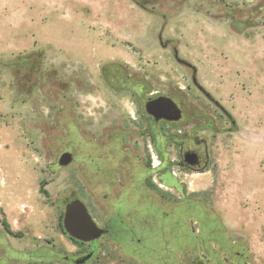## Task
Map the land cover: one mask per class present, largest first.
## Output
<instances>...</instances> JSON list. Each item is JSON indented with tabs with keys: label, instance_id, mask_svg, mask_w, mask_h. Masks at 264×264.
I'll use <instances>...</instances> for the list:
<instances>
[{
	"label": "rangeland",
	"instance_id": "1",
	"mask_svg": "<svg viewBox=\"0 0 264 264\" xmlns=\"http://www.w3.org/2000/svg\"><path fill=\"white\" fill-rule=\"evenodd\" d=\"M19 57L22 67L0 72V264H70L88 252L64 232L65 204L80 198L102 226L107 200L84 189L81 164L58 165L72 133L66 108L54 110V77L89 75L75 113L98 116L108 65L225 129L212 135L209 167L176 179L221 221L243 264H264V0H0V59ZM74 140L85 158L81 130ZM99 247L91 264H133L109 237Z\"/></svg>",
	"mask_w": 264,
	"mask_h": 264
},
{
	"label": "flooded vegetation",
	"instance_id": "2",
	"mask_svg": "<svg viewBox=\"0 0 264 264\" xmlns=\"http://www.w3.org/2000/svg\"><path fill=\"white\" fill-rule=\"evenodd\" d=\"M122 72L115 65L104 67L98 116L81 111L84 119L75 113L78 100L74 97L85 94L82 85L89 75L72 72L67 79L56 72L54 77V110L59 116L66 108L63 119L72 133L65 152L73 158L67 167L81 164L88 178L84 189L90 194L100 193L107 200L100 226L107 230L103 237L129 252L133 264H243L244 255L235 254L221 221L182 192L185 188L176 179L177 172L201 173L209 167L212 135L225 129L218 128L213 118L185 97L154 92L152 83ZM71 86L74 93L69 90ZM160 96L171 98L176 111L170 110L158 118L149 111L148 104ZM78 130L86 152L83 159L74 144ZM157 160L159 165L155 167ZM168 178H175L171 188ZM170 194L183 195L182 201L161 208V202H166L165 197ZM157 196L162 198L155 201ZM85 245L90 252L92 243ZM158 251L167 254L158 256ZM88 252L64 261L76 264Z\"/></svg>",
	"mask_w": 264,
	"mask_h": 264
},
{
	"label": "water",
	"instance_id": "3",
	"mask_svg": "<svg viewBox=\"0 0 264 264\" xmlns=\"http://www.w3.org/2000/svg\"><path fill=\"white\" fill-rule=\"evenodd\" d=\"M148 109L156 117H165L170 110L176 111L175 102L166 96H160L148 104ZM179 117H175L178 119ZM72 154L65 152L59 159V166L67 167L72 162ZM62 227L66 235L81 243H92L90 252L79 257L76 264H88L94 260L99 250V242L107 230L101 228L92 217L88 207L80 198L69 200L64 207ZM64 259H68L65 257Z\"/></svg>",
	"mask_w": 264,
	"mask_h": 264
},
{
	"label": "trees",
	"instance_id": "4",
	"mask_svg": "<svg viewBox=\"0 0 264 264\" xmlns=\"http://www.w3.org/2000/svg\"><path fill=\"white\" fill-rule=\"evenodd\" d=\"M24 59L19 57L17 58L16 60H12V61H8V62H5L3 60L0 59V72L2 70H16L17 68H20L24 65ZM75 241V240H74ZM77 243H81V242H78V241H75ZM81 244H84V243H81Z\"/></svg>",
	"mask_w": 264,
	"mask_h": 264
},
{
	"label": "crops",
	"instance_id": "5",
	"mask_svg": "<svg viewBox=\"0 0 264 264\" xmlns=\"http://www.w3.org/2000/svg\"><path fill=\"white\" fill-rule=\"evenodd\" d=\"M74 16V15H73Z\"/></svg>",
	"mask_w": 264,
	"mask_h": 264
}]
</instances>
